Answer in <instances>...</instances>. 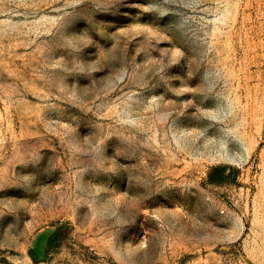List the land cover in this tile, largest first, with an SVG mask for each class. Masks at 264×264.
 <instances>
[{
	"label": "rangeland",
	"instance_id": "rangeland-1",
	"mask_svg": "<svg viewBox=\"0 0 264 264\" xmlns=\"http://www.w3.org/2000/svg\"><path fill=\"white\" fill-rule=\"evenodd\" d=\"M0 264H264V0H0Z\"/></svg>",
	"mask_w": 264,
	"mask_h": 264
},
{
	"label": "trees",
	"instance_id": "trees-1",
	"mask_svg": "<svg viewBox=\"0 0 264 264\" xmlns=\"http://www.w3.org/2000/svg\"><path fill=\"white\" fill-rule=\"evenodd\" d=\"M225 169L223 167H214L208 174V180L210 183H219L223 180ZM68 231L67 227L59 226L52 231L46 239V247L48 250H53L58 247L64 235Z\"/></svg>",
	"mask_w": 264,
	"mask_h": 264
},
{
	"label": "water",
	"instance_id": "water-1",
	"mask_svg": "<svg viewBox=\"0 0 264 264\" xmlns=\"http://www.w3.org/2000/svg\"><path fill=\"white\" fill-rule=\"evenodd\" d=\"M28 254L30 258L32 259V261H37V258L35 257V254L33 253L32 250H28Z\"/></svg>",
	"mask_w": 264,
	"mask_h": 264
}]
</instances>
